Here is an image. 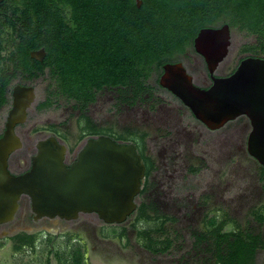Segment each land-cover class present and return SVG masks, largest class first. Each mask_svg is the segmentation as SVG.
Masks as SVG:
<instances>
[{"label":"flooded vegetation","instance_id":"1","mask_svg":"<svg viewBox=\"0 0 264 264\" xmlns=\"http://www.w3.org/2000/svg\"><path fill=\"white\" fill-rule=\"evenodd\" d=\"M133 1L137 7L142 6L143 0L140 6L137 0ZM3 2L4 0L0 5ZM224 23L228 22L208 26H221ZM194 39L181 56L165 63L182 62L197 85L208 87L212 84V76L205 57L195 48ZM41 49L45 51L41 58L40 55H33ZM193 52L203 60L205 73L199 68L194 72L189 66L195 59L191 54ZM228 56L216 69V76L229 75L236 69L238 63L231 71L218 72ZM29 58L31 71L27 72L21 67L20 56H16V53L11 57L9 49L0 52V87L10 80L6 85L7 101L2 102L0 99V111L9 105L7 113L10 112L13 106V88L16 85L33 86L36 92V86L31 83L18 82L12 85L15 76L30 80L46 76L51 81L50 97H58L67 106L73 103L83 113L78 119L80 129L77 134L72 132L67 123L30 124V118L36 109L50 106H43L50 98L38 105L36 92V99L28 109L26 121L15 127L23 144L9 157V169L12 173L18 175L29 170L32 158L38 151V141L49 136H54L67 145L65 162L68 166L76 161L78 152L90 139L105 135L118 143L134 145L145 170L140 192L135 198L137 207L123 224L103 222L101 225L102 219L94 212L80 213L75 219L35 218L29 197L23 196L14 220L0 224L2 248H13L20 239L25 238L33 239L35 245L39 242H68L71 250L80 249L85 254L91 241H113L121 236L132 242L130 236L135 235L137 241L134 240V244L142 251L150 254L171 253L173 264H264V230L255 231L244 227L229 211L230 194L238 195L237 199L246 196L250 201L248 205L251 219L256 225L264 227V220L260 221L256 217V214L264 213V167L247 150L250 131L242 135L243 130L251 125L247 116L229 121L221 128L211 129L196 118L181 101L186 106L183 108L190 111L193 121H184L185 116H181L178 109L167 105L161 108L169 111L167 114L157 113L150 120L139 117L137 122L142 123L139 126L144 124L143 128L118 130L116 124L101 125L86 113V109L97 104L99 96L110 92L116 95L113 109L120 107L119 104L122 103L131 108L144 96H161L164 92L178 98L160 84L165 63L162 70L151 71L143 90L131 83V80L123 85L105 84L99 90L94 89L92 100L85 101L70 98L68 92L62 91L54 82L52 74L56 59L50 57L45 45L31 49ZM148 86L151 87L147 88ZM52 100L53 103L54 99ZM197 124L202 127L199 128ZM4 131L5 127L0 131V137ZM230 160L243 173L240 176L241 184L231 182L232 188L229 180ZM235 171L237 170L234 169ZM240 245L246 246V249L239 250L237 247ZM54 256L46 264H52V259L56 260Z\"/></svg>","mask_w":264,"mask_h":264},{"label":"water","instance_id":"2","mask_svg":"<svg viewBox=\"0 0 264 264\" xmlns=\"http://www.w3.org/2000/svg\"><path fill=\"white\" fill-rule=\"evenodd\" d=\"M141 2L137 0L138 6ZM231 44L229 23L201 28L194 45L205 57L212 84L197 85L182 62L165 63L160 84L211 129L247 116L251 124L247 150L264 167V56L243 57L232 73L216 76ZM44 53L41 49L33 55L41 58ZM35 99L33 86L13 88V106L0 137V224L14 220L23 196L29 197L35 218L75 219L80 213L94 212L105 224H123L137 207L145 170L132 144L101 135L90 139L68 166L67 145L49 136L38 141L29 170L18 175L10 171L9 157L23 144L15 127L26 121Z\"/></svg>","mask_w":264,"mask_h":264},{"label":"trees","instance_id":"3","mask_svg":"<svg viewBox=\"0 0 264 264\" xmlns=\"http://www.w3.org/2000/svg\"><path fill=\"white\" fill-rule=\"evenodd\" d=\"M0 9V52L16 53L30 72L29 51L45 45L56 59L54 82L75 100H92L105 84L130 80L145 89L151 71L181 56L208 25L228 22L257 41L242 52L264 54V0H143L141 7L133 0H4ZM9 81L0 87L2 102ZM256 217L263 221L264 213ZM20 240L13 250H35L33 239ZM84 256L70 249L64 264H82ZM56 258L62 264L57 252Z\"/></svg>","mask_w":264,"mask_h":264},{"label":"rangeland","instance_id":"4","mask_svg":"<svg viewBox=\"0 0 264 264\" xmlns=\"http://www.w3.org/2000/svg\"><path fill=\"white\" fill-rule=\"evenodd\" d=\"M256 42L257 41L253 36H247L240 29L235 27L232 28L231 51L228 58L220 67L218 72H228L235 68L237 63H239V59L248 55L246 52L241 51L242 47L246 43L255 44ZM191 54L192 57H195V59L193 60L194 62L192 64L189 63L192 71L195 72L196 69L199 68L202 73H205L206 67L203 60L194 52ZM154 80L155 77L152 78L153 83ZM18 82L31 83L36 86V103L38 105L40 104V102L47 98L54 99V102L49 107L45 109L38 108L35 110L33 116L30 118V124H34L36 122H39L41 124H50L52 122L58 124L67 123L73 133L77 134L79 132L80 127H78V119L83 111L81 113L79 110H77L78 108L73 103L67 106L65 104H62L63 101L58 97H50L51 81H49L46 76H37L33 80L15 76L13 78L12 85ZM115 96L116 95L111 92L102 94L101 96H99L97 104H94L87 108L86 113L91 115L94 120H98L101 125L116 124L118 130L124 131L130 128L136 130L143 128L144 124L139 126V124L142 123L137 122L139 117H144L145 120H150L151 117H156L157 113L161 112L162 114H167L169 111L161 110L162 106L165 107L167 105L169 107H175L176 110L178 109V113H180L181 116H185L184 121H193L190 111L185 108L186 106L181 102V100H179V98L177 97L171 96V94L169 93L164 92L161 96L158 95L155 97H149L147 95L140 98V100H138L137 103L131 108L125 107L124 103H122L119 104L120 107L113 109L112 105H114L113 102L116 99ZM155 101H157V103ZM8 106L9 105H6L3 108L4 112L2 110L0 111V131L3 129V127H5V122L8 116ZM183 106L185 107L183 108ZM179 110H182L183 112H180ZM126 122H128L129 125H126ZM197 125L199 126V128L202 127L200 124ZM246 129V131L243 130L242 135L251 130V125H248ZM229 165L230 188H232L231 182H238L239 184H241L240 176L243 173L240 171V169L235 167L234 164H231V160ZM13 169L16 170V168ZM234 169H236L237 171L234 172ZM237 196L238 195L230 194V214L239 219L244 227H250L252 229H255V231H263L264 227L261 228V226L256 225V223L251 219V209L248 205V202L250 201L248 197H239L237 199ZM102 223L103 220H101L100 224L102 225ZM130 238L132 239V242L127 240V238L121 236H118V238L114 239L113 241H91L89 247L87 248V250H85V259L82 264H173V255L171 253L150 254L148 252H145L144 250L142 251L139 246L135 245L136 243L134 244V240L137 241L135 235H131ZM41 243L39 242L36 244L35 250L25 248L22 252H16L9 246H5L2 248L0 245V264H46V262H48L47 260L51 259L54 255L56 256V252L62 256L61 263H66L67 259L65 258H69L70 252V246L67 244L68 242L66 243L63 241H59L53 244H49V242H44L42 244ZM56 260L53 258L52 264H60ZM71 261V259H68V264H72ZM78 261H80V259H78ZM79 263L81 264V262Z\"/></svg>","mask_w":264,"mask_h":264}]
</instances>
